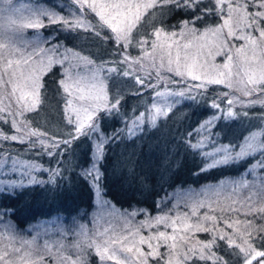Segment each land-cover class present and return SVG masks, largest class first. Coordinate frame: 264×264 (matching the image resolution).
Listing matches in <instances>:
<instances>
[{
  "label": "snow or ice",
  "instance_id": "obj_1",
  "mask_svg": "<svg viewBox=\"0 0 264 264\" xmlns=\"http://www.w3.org/2000/svg\"><path fill=\"white\" fill-rule=\"evenodd\" d=\"M65 7L62 15L0 0V177L17 174L0 178V193L57 185L65 173L62 158L83 143L81 175L95 190L99 208L119 223L110 220L101 231L94 218L91 229L80 224L70 236L61 231L60 239L40 243L39 233L29 239L17 232L5 209L0 211V264H95L93 254L99 264H264V175L257 171L264 170V0H70ZM173 11L190 14L178 31L163 23ZM49 27L59 31L44 36L41 30ZM81 33L96 46L95 54L80 43L69 46L68 39L79 41ZM216 57L224 59L215 63ZM180 84L179 90L172 87ZM210 85L227 91L210 96ZM129 96L137 98L131 115L124 111ZM77 100L87 103L77 105ZM182 100L214 110L180 136L185 149L205 161L200 171L252 159L247 173L253 178L242 175L207 186L212 197L187 198L189 211L175 216L171 211L179 203L155 217L144 209L109 208L101 191L111 148L156 129L161 119L176 115ZM46 109L57 116L62 110V132L47 130ZM114 117L123 127L108 132L104 125ZM236 121L248 132L242 138ZM14 143L23 149L13 148ZM29 154L47 156L56 167L25 159ZM44 172L47 180L37 175ZM203 208L208 211L199 214ZM141 214L146 218L136 221Z\"/></svg>",
  "mask_w": 264,
  "mask_h": 264
},
{
  "label": "trees",
  "instance_id": "obj_2",
  "mask_svg": "<svg viewBox=\"0 0 264 264\" xmlns=\"http://www.w3.org/2000/svg\"><path fill=\"white\" fill-rule=\"evenodd\" d=\"M14 2L55 9L62 15L66 14L68 10L65 5H70V0H63V3L61 0H14ZM189 17L190 14L183 11H173L164 18L163 23L169 29L175 25V30L178 31L180 22ZM41 31L44 36H48L49 34L56 35L59 30L49 27ZM84 35L81 33L79 41L87 42L88 48L92 47L93 44L90 41L83 39ZM63 36L64 34L60 33L59 38L63 39ZM67 43L71 46L80 42L69 38ZM91 49L95 54L96 46ZM101 55L106 56L107 52L101 50ZM218 58L216 57L215 61ZM44 79L51 87L50 77L45 76ZM209 87L213 90L209 93L210 96H215L218 91H221L219 85ZM146 97L149 100L151 95ZM135 103H137V98L129 96L125 101L124 111L131 115V109ZM213 111L203 102L186 101L177 106L175 116L167 120L161 119L156 129L147 131L138 139L125 140L123 143L112 147L108 153L109 162L105 165L106 176L101 191L102 199L109 202L108 207H114L121 212L144 209L153 216L162 207L168 208L170 206L171 196L175 191L183 190L188 186L194 187L203 183H211L220 178L238 179L242 176L243 171H247L248 165L253 161L252 159L238 166H221L201 172L200 169L204 166L205 161L199 155L194 156L190 150H186L180 140L181 134L197 127ZM258 111L259 109L253 110V112ZM181 116L185 118L181 120ZM64 123L62 110L59 116L53 112V117L47 124V130L53 133L58 130L62 132ZM218 123L220 127L223 126L222 121ZM104 127L106 131L111 132L114 128L123 127V123L120 117H114L108 120ZM216 130H220L219 127ZM235 131L237 132V127ZM247 133L241 127L237 132L241 138ZM221 142L227 143L228 140L221 138ZM12 147L22 150L24 146L14 143ZM210 149L211 146L206 150L210 151ZM85 150V145L82 143L75 150V153L62 158L66 161V164L63 165L65 173L64 178L60 179L57 185H32L23 189H16L15 195L0 193V211L10 210L5 215V219H11L17 232L23 235L30 234L33 230L43 227L50 230L49 236H52L51 234L60 236L61 231L70 236L80 224H84L90 229L93 227V215L102 211L99 210L95 190L81 175L80 166L85 165V158L82 153ZM24 158L36 159L45 167H56L55 162L49 161L47 156L41 158L29 154ZM256 159H259V154H257ZM117 161L121 162L120 167L115 166ZM9 166L6 164L3 171H7ZM129 166L132 168L131 172ZM37 175L43 180L48 178L46 172ZM0 178L16 179L17 174L12 173L10 177ZM215 214L221 215L219 211ZM145 218V215L141 214L136 217V220L141 221ZM219 226L224 227L223 223H220ZM143 247L146 248V245ZM92 260L95 264L98 261L94 255Z\"/></svg>",
  "mask_w": 264,
  "mask_h": 264
},
{
  "label": "rangeland",
  "instance_id": "obj_3",
  "mask_svg": "<svg viewBox=\"0 0 264 264\" xmlns=\"http://www.w3.org/2000/svg\"><path fill=\"white\" fill-rule=\"evenodd\" d=\"M41 32H42V31H41ZM42 33H43V32H42ZM28 34H29V35L33 34V33H32V30H28ZM177 39H178V37H177ZM78 42H80V43L82 44L83 47H87V48L89 47V45H88L87 42H83V41H78ZM181 43H183V41H181ZM236 43H237V44H242L243 41H237ZM90 48H95V46L92 45V47H90ZM180 51H181V60H183L184 49L181 48ZM189 51H192V50L190 49ZM137 53H138V50L134 49V50H133V54L136 55ZM175 53H176V49H175V47H173V49H172V54H173V56H175ZM223 59H224L223 57H222V58L219 57V58H218L216 61H214V62H215V63H221V62L223 61ZM212 62H213V61H209V64H211ZM59 71H60V70L57 68V73H59ZM166 75H171V74H166ZM176 79L179 80L180 78H179V77H176ZM187 82H188V83H199V81H191V80H188ZM183 86H184L183 84H180V85H173L172 87H174V88H176L177 90H179V89L182 88ZM210 86H214V85H210ZM219 86H220V90H221V91H227V89L224 88L223 85H219ZM8 90L10 91V88H9ZM161 90H163V88H161ZM150 95H151V97H150L149 101L151 100L152 96H154V93H151ZM70 98H73V97H70ZM146 98H147V97H146ZM73 99H74V98H73ZM168 99H169V101H172V100H174V99H176V98H174V97H169ZM186 101H189V100H182L181 103H180V105L183 104V103H185ZM5 102L7 103V101H5ZM75 103H76L77 105H79V104H81V103H87V101H85V102H81V101H78V100H77V101H75ZM61 108H62V105H61ZM46 112L48 113V115H49L50 118L53 117V112H52L50 109H46ZM74 118H75V116H74V114H73V119H74ZM236 127H237V132H238V131L240 130L239 122H236ZM252 130L255 131V130H257V129L253 128ZM247 134H248V133H247ZM247 134H246V135H247ZM210 150H211V149H210ZM237 150H238V149H237ZM251 163H254V160L251 161ZM251 163H250V164H251ZM250 164H249L248 166H250ZM8 165H10V162H9ZM257 171H258V174H259V175H264V170H257ZM242 175L245 176V178H247V179H249V180H251V179L253 178L252 175H251V173H247L246 170L243 171ZM240 177H241V176H240ZM240 177H239V178H240ZM239 178H238V179H239ZM222 180H229V181H230V180H236V179H221V178H220V179H218L217 181H214V182H211V183H203V184H200V185H198V186H194V187H192V186H188L187 188H185V189H183V190L175 191V192H173L174 194L171 196V203H170V206H169L168 208H164V207H162L157 213H155V214L153 215V217H155V216H157V215H160L162 210L165 211V212H167V211H169V210H172V209H173V205H176L177 203H179V208H178L177 210H173V211H171V215L175 216V215H176V211H179L181 214L184 213V212H188L189 209L185 207V201L187 200V198H189V197H193V198H197V199H204V198H206V197H212V195H213L212 192H210V191H205L206 187H207V186H217V185L220 184V182H221ZM99 210L102 211L100 208H99ZM207 211H208L207 208L200 209V210H199V214H204V213L207 212ZM100 217H103V218L101 219ZM94 218H97V219H98V221H99V225H100V230H101V231L103 230V228H104L105 226H107V224L109 223L110 220H111L112 223H115V224H118V223H119L118 221L112 220V218L108 217L107 214H106V212H103V211L100 212L99 214H94V215H93V217H92V223L94 222ZM192 219L194 220L195 217H193ZM136 221H137V220H136ZM160 228H161V230H165L164 227H163V225H161ZM152 231H154V229H153ZM166 231H167L169 234H171V232H172L171 227L167 228ZM228 231H231V229H229ZM37 233L40 234L39 237H38V240H39L40 243H43L45 240H48V241L52 242V241H56L57 239H60V236H58V235H55V236H54V234H51L52 236H49V234H50V230L47 229V228L45 229V228H43V227H40V228H38V229H36V230H33L30 234H24V235L21 234V235L25 236L26 238L31 239V237L37 235ZM64 234H65L66 236L68 235V233H64ZM196 236H197V237H205V236H207V234H205V233H196ZM93 255H94V258L98 260V261H96V264H99V259H98V257H96L95 254H93ZM108 264H113V262L109 261Z\"/></svg>",
  "mask_w": 264,
  "mask_h": 264
}]
</instances>
